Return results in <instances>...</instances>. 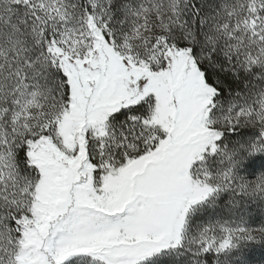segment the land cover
I'll use <instances>...</instances> for the list:
<instances>
[{"label": "snow or ice", "instance_id": "1", "mask_svg": "<svg viewBox=\"0 0 264 264\" xmlns=\"http://www.w3.org/2000/svg\"><path fill=\"white\" fill-rule=\"evenodd\" d=\"M0 264H264V0H0Z\"/></svg>", "mask_w": 264, "mask_h": 264}]
</instances>
